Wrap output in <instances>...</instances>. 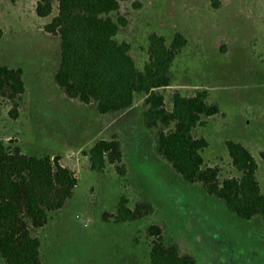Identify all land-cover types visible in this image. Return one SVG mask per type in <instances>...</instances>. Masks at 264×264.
I'll return each mask as SVG.
<instances>
[{"label":"rangeland","instance_id":"374dc122","mask_svg":"<svg viewBox=\"0 0 264 264\" xmlns=\"http://www.w3.org/2000/svg\"><path fill=\"white\" fill-rule=\"evenodd\" d=\"M122 0V17L115 40L130 44L138 70L148 63V36L169 43L175 32L188 45L175 58L169 87L159 90L171 108V95L190 97L208 93L222 116L207 119L195 130L208 147L204 164L218 167L219 178L240 174L231 166L225 148L233 141L248 149L257 164V180L264 194V0ZM37 0H0V67L20 68L25 93L19 118L8 117L10 105L0 99V139L15 141L24 154L58 156L73 172L77 186L71 199L49 214L36 232L42 264H151L145 229L164 227L165 237L192 255L197 264H264V224L246 221L208 197L200 185H188L155 155L154 137L142 122V95L128 111L100 115L93 105L68 100L57 90L53 76L59 63V39L48 35L45 19L35 14ZM116 136L127 169L118 176L112 167L90 170L83 155L98 140ZM133 207L139 196L149 201L153 214L135 222L104 223L121 197ZM0 264L3 262L0 260Z\"/></svg>","mask_w":264,"mask_h":264},{"label":"trees","instance_id":"16d2710c","mask_svg":"<svg viewBox=\"0 0 264 264\" xmlns=\"http://www.w3.org/2000/svg\"><path fill=\"white\" fill-rule=\"evenodd\" d=\"M122 0H58L57 12L42 26L45 33L59 39V63L53 76L58 91L68 100L93 105L100 115H117L131 109L137 95H142V122L153 134L155 155L164 161L186 184L200 185L204 193L222 202L236 217L259 220L264 224V194L257 180V164L247 148L226 141L231 166L240 174L220 179L218 167L204 164L201 152L208 147L195 130L207 125V119L222 116L208 93L199 91L186 97L171 95V108L164 105L159 92L171 83L170 68L187 47L180 32L172 40L152 33L148 36V63L138 70L127 42L115 40L124 18L116 21L109 14L119 10ZM53 0H37L35 14L45 19L52 13ZM213 9L217 0H211ZM2 31L0 29V40ZM25 93L20 68L0 67V99L10 105L8 117L19 118ZM83 155L90 170L103 172L109 166L118 176H125L121 145L116 136L98 140ZM264 160V152L259 154ZM58 156L24 154L15 141L0 139V260L3 264H42L40 240L35 235L43 229L49 214L60 210L71 199L77 186L73 172L63 167ZM152 204L139 196L133 207L121 197L112 213L102 215L104 223L135 222L153 214ZM151 264H197L168 240L162 225L145 229Z\"/></svg>","mask_w":264,"mask_h":264}]
</instances>
